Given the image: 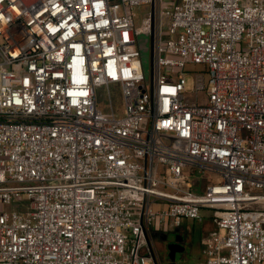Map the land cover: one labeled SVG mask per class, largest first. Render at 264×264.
Returning <instances> with one entry per match:
<instances>
[{
  "label": "built area",
  "instance_id": "1",
  "mask_svg": "<svg viewBox=\"0 0 264 264\" xmlns=\"http://www.w3.org/2000/svg\"><path fill=\"white\" fill-rule=\"evenodd\" d=\"M188 63L204 67L191 92ZM189 169L221 181L199 189ZM13 204L0 264H162L156 233L207 219L198 264H264V0H0V206Z\"/></svg>",
  "mask_w": 264,
  "mask_h": 264
},
{
  "label": "rangeland",
  "instance_id": "2",
  "mask_svg": "<svg viewBox=\"0 0 264 264\" xmlns=\"http://www.w3.org/2000/svg\"><path fill=\"white\" fill-rule=\"evenodd\" d=\"M144 16H145V9L144 8L136 9V25L137 26L142 25V19L144 18ZM140 38L146 39L148 37H146L145 35H141ZM146 45L148 47V50H144L142 56H143V60H144L147 78L150 81V74H151V72H150V55H151V41H150V39ZM203 68L204 67L201 64H194V63H188L187 64L185 70L187 72L186 78H187V82H188V86H187L188 92H191L193 89V81H194L195 73L200 71V70H203ZM110 92H111V98H112V106H113V110L115 112V115L118 118L124 117L125 116V99H124V96L122 94L121 88L118 85H111ZM97 94H98L99 107L104 112L111 111L110 100H109L107 89L105 87L98 88ZM186 175H187V179L192 181V182H196V181L201 182V187L199 189H203L207 185V183H209L208 181L213 180V183H218L221 181L219 176H217L213 173H210V172H207V173L195 172V173H193L189 169V170H187ZM15 205L21 209H27L28 208V202L25 200H19L16 202ZM13 206H14V204L12 206L2 205V206H0V209L2 211H10L13 208ZM185 229H186V227L183 226L179 229H175L173 231V233H169V234L162 233V232L159 233V236L155 242H156V248L158 250V254H159V257H160L162 264H176L175 253L180 252V248L175 249V248H173V246L178 245V244H171V247L167 253L166 250L163 251V249L165 248L164 243L169 242L175 236L176 233L178 234L179 230L184 232ZM213 231H216V228L214 226H211L210 221H204L202 223H197L196 228L194 230H190V231L186 230L185 232H187V233H185V234L187 235V238H189V240L192 244V251L189 253V256L185 262H178V264H198V260H199V256H200L199 250L201 248V242L205 236H207L208 234H210ZM179 235L181 236V234L179 233L178 236H176V240L179 239V237H180ZM147 264H155L154 260L152 259V257L150 255H147Z\"/></svg>",
  "mask_w": 264,
  "mask_h": 264
},
{
  "label": "flooded vegetation",
  "instance_id": "3",
  "mask_svg": "<svg viewBox=\"0 0 264 264\" xmlns=\"http://www.w3.org/2000/svg\"><path fill=\"white\" fill-rule=\"evenodd\" d=\"M179 233L181 234V236L179 237V242L181 245L178 244V245L173 246V248H175V249H179V248L182 249L180 252L175 253L176 264H178V262H185L189 256V253L192 251V244H191L189 238H187V235L185 234L187 232H185V231L183 232V231L179 230L178 234ZM178 234L176 233L175 236L169 242L164 243L165 248L163 249V251L166 250V252L168 253V250L170 249V245L178 243V241L176 240V236H178ZM158 236H159V233H156V235H155L156 240H157Z\"/></svg>",
  "mask_w": 264,
  "mask_h": 264
},
{
  "label": "crops",
  "instance_id": "4",
  "mask_svg": "<svg viewBox=\"0 0 264 264\" xmlns=\"http://www.w3.org/2000/svg\"><path fill=\"white\" fill-rule=\"evenodd\" d=\"M206 221H210L209 219L208 220H206ZM211 222V221H210ZM198 222H194V221H185V223H184V226L186 227V229H185V231L186 230H191L192 228V230H194L195 228H196V224H197ZM211 226H213V224L211 223ZM169 233H173V231H168V232H166V234H169ZM180 236V235H179ZM199 254H200V256H199V260L201 259V257H202V242H201V248H200V250H199ZM198 260V261H199Z\"/></svg>",
  "mask_w": 264,
  "mask_h": 264
},
{
  "label": "water",
  "instance_id": "5",
  "mask_svg": "<svg viewBox=\"0 0 264 264\" xmlns=\"http://www.w3.org/2000/svg\"><path fill=\"white\" fill-rule=\"evenodd\" d=\"M145 36L148 37L147 35H145ZM149 39H150L149 37L146 38V39L139 38V44H140V48H141L142 54H143L144 50H148V47H147L146 44L149 41ZM152 43H153V40L151 39V45H152ZM150 59H151V61L153 60V51L152 50H151ZM177 241H178L177 244H180L179 239ZM170 247H171V245H170ZM180 251H181V249H180Z\"/></svg>",
  "mask_w": 264,
  "mask_h": 264
}]
</instances>
